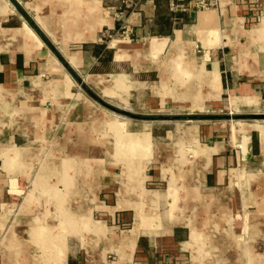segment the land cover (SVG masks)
<instances>
[{
	"label": "crops",
	"instance_id": "obj_1",
	"mask_svg": "<svg viewBox=\"0 0 264 264\" xmlns=\"http://www.w3.org/2000/svg\"><path fill=\"white\" fill-rule=\"evenodd\" d=\"M205 3L0 0V264H260L264 0Z\"/></svg>",
	"mask_w": 264,
	"mask_h": 264
},
{
	"label": "rangeland",
	"instance_id": "obj_2",
	"mask_svg": "<svg viewBox=\"0 0 264 264\" xmlns=\"http://www.w3.org/2000/svg\"><path fill=\"white\" fill-rule=\"evenodd\" d=\"M16 12H17V10H16ZM8 24H10V22L8 23ZM11 24H14L13 22H11ZM117 38H119V37H117ZM122 39V38H121ZM99 76V77H98ZM101 75H95L93 78L95 79V78H102V77H100ZM105 78V77H104ZM223 113H229V111L228 110H225V111H223ZM222 113V114H223ZM243 115H249L250 114V110H244V111H242L241 112ZM253 113H255V114H258V113H264V104L260 107V108H258L257 110H254V112ZM205 114V113H204ZM209 115H212V114H210V113H208ZM246 119V121H248V122H254L253 120H251L249 117H246L245 118ZM259 121H262V122H264V119H259ZM108 142H111V140H108ZM259 248V247H258ZM264 249V248H263ZM262 249V251L260 252V254H258V263H260V264H264V250Z\"/></svg>",
	"mask_w": 264,
	"mask_h": 264
},
{
	"label": "bare ground",
	"instance_id": "obj_3",
	"mask_svg": "<svg viewBox=\"0 0 264 264\" xmlns=\"http://www.w3.org/2000/svg\"><path fill=\"white\" fill-rule=\"evenodd\" d=\"M80 19H81V17H80ZM201 22H202V21H201ZM93 26H94V24L91 25V28H90V32H92L91 34L94 33V32H93V31H94V27H93ZM17 34H19V36L22 35L23 37L26 36V35H29L30 37L32 36V33H30L29 30H28L26 27L24 28V30H22L21 32H19V33H17ZM18 38H19V37H18ZM181 49H182V48H181ZM0 50H1V47H0ZM93 77H94V76H93ZM98 77H99V76H98ZM212 79H215V78H212ZM95 80H96V81H100V78H95ZM102 80H103V79H102ZM96 81H95V82H96ZM213 81H215V80H213ZM98 85H99V83H98ZM199 85H200V84H199ZM199 85H197L195 89H199V87H200ZM102 86H103V85H102ZM193 86H194V85H193ZM101 88H102V87H101ZM190 89H192V88H190ZM192 90H193V89H192ZM197 91H198V90H197ZM192 93H194V92L192 91ZM153 197H154V196H153ZM155 199H156V198H155ZM152 200H153V199H152ZM182 210H183V209H182Z\"/></svg>",
	"mask_w": 264,
	"mask_h": 264
},
{
	"label": "water",
	"instance_id": "obj_4",
	"mask_svg": "<svg viewBox=\"0 0 264 264\" xmlns=\"http://www.w3.org/2000/svg\"><path fill=\"white\" fill-rule=\"evenodd\" d=\"M89 93L91 94L92 97L97 98V96L94 95V94H92L90 91H89ZM97 99H98V101H99L101 104H103V105L106 106L107 108L111 109L112 111H114V110L117 111L116 108L111 107L110 105L104 103L100 98H97ZM252 118L257 119V120H258V119H264V113H258L257 115H252Z\"/></svg>",
	"mask_w": 264,
	"mask_h": 264
},
{
	"label": "built area",
	"instance_id": "obj_5",
	"mask_svg": "<svg viewBox=\"0 0 264 264\" xmlns=\"http://www.w3.org/2000/svg\"><path fill=\"white\" fill-rule=\"evenodd\" d=\"M172 8H175L176 5L172 2L171 4ZM200 8L201 7H206L207 4L205 3V0H199V5H198ZM125 32H123L122 34V39H128L130 40V34H131V31L129 30H124Z\"/></svg>",
	"mask_w": 264,
	"mask_h": 264
}]
</instances>
